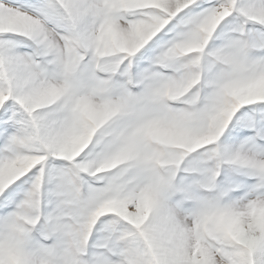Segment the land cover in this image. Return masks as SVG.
Segmentation results:
<instances>
[{
	"label": "snow or ice",
	"instance_id": "snow-or-ice-1",
	"mask_svg": "<svg viewBox=\"0 0 264 264\" xmlns=\"http://www.w3.org/2000/svg\"><path fill=\"white\" fill-rule=\"evenodd\" d=\"M0 264H264V0H0Z\"/></svg>",
	"mask_w": 264,
	"mask_h": 264
}]
</instances>
